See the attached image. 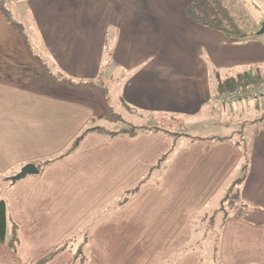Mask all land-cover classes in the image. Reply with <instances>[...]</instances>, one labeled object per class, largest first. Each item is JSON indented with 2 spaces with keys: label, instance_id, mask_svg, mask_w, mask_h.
<instances>
[{
  "label": "crops",
  "instance_id": "obj_1",
  "mask_svg": "<svg viewBox=\"0 0 264 264\" xmlns=\"http://www.w3.org/2000/svg\"><path fill=\"white\" fill-rule=\"evenodd\" d=\"M192 1L4 0L13 18L15 9L32 19L48 54L35 58L42 68L37 76L25 73L22 55L15 59L30 47L24 24L14 18L22 33L0 5V176L9 179L31 163L40 169L10 183L6 200L20 244L13 252L0 243V264H38L82 232L89 240L82 251L87 264H203L188 248L192 221L229 184L246 205L264 209V133L247 159L230 138H175L132 120L137 111L141 120L158 111L195 113L211 99L210 75L233 77L264 63V37L231 40L192 23L185 14ZM111 27V59L131 75L116 76L122 88L104 90ZM48 66L59 70L54 79ZM111 90L127 114L117 115L128 129L115 136L100 122L114 125L113 117L98 110ZM95 128L104 132H88ZM133 128L143 130L126 133ZM125 193L132 194L112 205ZM223 224L221 264H264V227L231 216ZM76 250L48 264H80L72 262Z\"/></svg>",
  "mask_w": 264,
  "mask_h": 264
},
{
  "label": "rangeland",
  "instance_id": "obj_2",
  "mask_svg": "<svg viewBox=\"0 0 264 264\" xmlns=\"http://www.w3.org/2000/svg\"><path fill=\"white\" fill-rule=\"evenodd\" d=\"M245 1H247V5H245V7L248 9H252L253 16L257 23L264 24V0ZM235 3L237 6H240L239 0H235ZM11 4L12 6L15 5L13 1L11 2ZM253 4H255V6H257L256 4H258L259 9L255 10L253 8ZM10 6L11 5H9V7ZM10 11L14 13L13 15L16 20L24 24V27L27 30L26 34L29 36L30 40L28 44L31 47H23V51L25 52L23 54L15 53V59L16 61H19L21 59L20 55H22L23 60L25 61L24 63H22L24 64L25 73L29 74L30 76H37V72L40 73V71H42V68L35 58H40V60L43 61L48 58V54L43 50L42 47L39 46L40 43L39 41H37L38 37L37 33L35 32L32 19L24 14L16 15L17 11H15V9H12ZM111 28L112 29H110L109 33L110 37L105 46L104 62L102 64V74L105 75V79L102 81L100 87H102L104 90L122 88L116 76L127 77L128 75H131L130 71H127L125 68L120 67L111 59L113 57V48H111V46L113 47V41L115 42L116 40V37L114 36L115 29L114 27ZM262 28L263 26H259L260 33L257 35L264 37ZM33 43H35L36 45ZM16 67H18V65H16ZM48 68L49 70L46 71L48 72L47 77H52L54 79L59 70H54L52 66H48ZM217 72H219V74H217ZM217 72L216 74H214V77L213 74L210 75V84L212 91L211 99L203 103L202 108L198 109L195 113L170 114L158 111L156 116L155 112H152L154 115L148 114L146 116L148 118L144 119L143 117V119L141 120L140 116H142V113L140 112V114H138V111H132L136 113L133 114L132 117L134 118L132 120L138 121L140 126H143V124H145L144 126H147L151 123L154 124L152 125L154 126L152 127V129L161 127L164 128V130H171L172 134L175 135V138L180 136L182 137V135L184 134H188L189 136L186 138V140H192L198 137L212 139L230 138L236 141L245 153H251L254 149L255 143L258 141V137L262 133H264V118L261 114V109L264 110V99H246L234 104H224L222 102V99L220 98L221 93H219L218 86L219 82L226 80L228 75L226 74L227 72ZM109 75H112L114 77V80H112V76ZM24 84L28 86L31 83L29 81H25ZM59 91L64 96H71V94L63 92L61 90H55L54 92ZM107 93V105H105L106 103H103V105H99V108H97L100 112L102 111V113H105V115L108 116L109 114L111 117H108V119H111L113 117L112 119L116 122V124L111 125V122L106 123L108 122L107 119L103 118L100 120L101 126H107L108 129L110 128V132H117L122 130V128L128 129L117 118V115H121L123 118H125L126 113L124 112L122 106L121 108L118 106L119 102H117L115 99L116 91L111 90ZM78 98L83 99L85 97L78 96ZM83 100L86 101L90 99ZM93 104L96 103L94 102ZM234 105H237V111H234L235 113L229 112L230 110H234ZM109 106H111L112 109H110ZM109 110L111 111L109 112ZM143 113L144 115L146 114V112ZM149 117L152 118V121L149 119ZM97 125L99 124L97 123ZM179 146L182 145L176 142V150H178ZM10 183V181L5 180V177L0 176V193L2 194L1 196L3 199H6L7 197ZM141 184L142 183H140L138 186H140ZM132 193H125V195L118 198L116 200V203H113L112 205L118 206L119 204H122L126 200L127 195H129L130 197ZM238 199L241 201L240 192L237 186L233 187L232 184H229L220 193V195H218L216 199H214V201H212V203L208 205V207H206L202 214L193 219L192 240L190 241V244H188V248L196 250L200 253L203 264H221L220 247L221 231L224 225L223 221L227 215H232L236 211V205L239 204ZM88 242L89 240L87 232H82L77 237L73 238L69 248H83V251H85ZM83 257H85L87 260L86 255H84Z\"/></svg>",
  "mask_w": 264,
  "mask_h": 264
},
{
  "label": "trees",
  "instance_id": "obj_3",
  "mask_svg": "<svg viewBox=\"0 0 264 264\" xmlns=\"http://www.w3.org/2000/svg\"><path fill=\"white\" fill-rule=\"evenodd\" d=\"M2 12L7 17L11 24H14L21 28L22 33L24 29L21 25L11 16L7 9L4 0H0ZM237 6L235 0H194L187 7L185 14L189 21L194 24L206 27L210 30L223 34L226 38L231 40L245 41L249 38L260 33L259 26H263V23H257L255 20L252 9L245 7L247 1L239 0ZM253 6V5H252ZM255 10L259 9V6L253 7ZM48 68V67H46ZM219 74V73H217ZM64 80L74 83L76 86H87L88 82H77L68 79L64 76ZM264 85V63L255 64L244 70H240L236 76L227 77L226 80L219 82L220 96L229 91H235L239 88H246L248 86H262ZM264 118V115H263ZM142 129H130L126 133L135 135ZM154 130H164V128L156 127ZM89 131L104 132L103 128L89 129ZM169 134H172L171 130H166ZM114 136L120 134L119 132L112 133ZM174 135V134H173ZM248 153V152H247ZM245 153L248 159V154ZM247 166H245L246 170ZM10 180V179H6ZM235 187V185H232ZM0 193V243L8 247L13 252H17L20 244V234L17 224L10 216L8 210V202L3 199ZM239 200V199H238ZM237 209L231 216L235 219L242 220L255 226L264 227V209L261 207L248 206L244 202L239 200V204L236 205ZM224 219L225 220L227 219ZM73 238L66 240L61 246L49 254L46 258L40 261L38 264H48L59 253L67 250L70 247ZM73 249V248H72ZM83 248L77 249L73 252L72 262L78 261L80 264H86V258L83 257Z\"/></svg>",
  "mask_w": 264,
  "mask_h": 264
},
{
  "label": "built area",
  "instance_id": "obj_4",
  "mask_svg": "<svg viewBox=\"0 0 264 264\" xmlns=\"http://www.w3.org/2000/svg\"><path fill=\"white\" fill-rule=\"evenodd\" d=\"M220 98L224 104H234L246 99H264V85L259 87L248 86L246 88H239L235 91L225 92Z\"/></svg>",
  "mask_w": 264,
  "mask_h": 264
},
{
  "label": "water",
  "instance_id": "obj_5",
  "mask_svg": "<svg viewBox=\"0 0 264 264\" xmlns=\"http://www.w3.org/2000/svg\"><path fill=\"white\" fill-rule=\"evenodd\" d=\"M262 32H264V24L262 28ZM40 173V169L36 164H28L16 175L12 176L10 179V182L12 184H16L17 182L26 179L28 176L32 175H38Z\"/></svg>",
  "mask_w": 264,
  "mask_h": 264
}]
</instances>
